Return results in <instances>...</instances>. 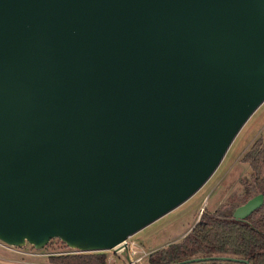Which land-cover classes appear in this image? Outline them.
Instances as JSON below:
<instances>
[{
    "label": "water",
    "instance_id": "95a60500",
    "mask_svg": "<svg viewBox=\"0 0 264 264\" xmlns=\"http://www.w3.org/2000/svg\"><path fill=\"white\" fill-rule=\"evenodd\" d=\"M263 101L264 0H0V241L126 250Z\"/></svg>",
    "mask_w": 264,
    "mask_h": 264
},
{
    "label": "rangeland",
    "instance_id": "374dc122",
    "mask_svg": "<svg viewBox=\"0 0 264 264\" xmlns=\"http://www.w3.org/2000/svg\"><path fill=\"white\" fill-rule=\"evenodd\" d=\"M264 138V101L241 127L220 164L209 179L180 205L146 225L127 238L138 250L133 259L136 264H148L151 252L170 243L180 241L204 212L231 213L245 202L244 187L251 181V169L243 156L252 143ZM59 238H51L42 248L32 244L11 246L0 241V264H51L49 257L70 251ZM107 264H127V253L122 249L104 251Z\"/></svg>",
    "mask_w": 264,
    "mask_h": 264
},
{
    "label": "trees",
    "instance_id": "16d2710c",
    "mask_svg": "<svg viewBox=\"0 0 264 264\" xmlns=\"http://www.w3.org/2000/svg\"><path fill=\"white\" fill-rule=\"evenodd\" d=\"M251 169V181L244 187V199L264 195V138L255 140L243 156ZM226 255L248 263L211 259L188 264H264V203L244 220L231 213L204 212L178 242L151 252L148 264H171L199 256ZM52 264H107L104 251L76 252L49 257Z\"/></svg>",
    "mask_w": 264,
    "mask_h": 264
},
{
    "label": "built area",
    "instance_id": "2783aa9c",
    "mask_svg": "<svg viewBox=\"0 0 264 264\" xmlns=\"http://www.w3.org/2000/svg\"><path fill=\"white\" fill-rule=\"evenodd\" d=\"M127 244V252L126 250L122 247L120 249L124 250L127 253L128 259H127V264H136V262H138L141 258H136L133 259V254H135V252L138 250L137 245H134L133 242H126ZM77 252V251H76Z\"/></svg>",
    "mask_w": 264,
    "mask_h": 264
},
{
    "label": "crops",
    "instance_id": "0c3cea01",
    "mask_svg": "<svg viewBox=\"0 0 264 264\" xmlns=\"http://www.w3.org/2000/svg\"><path fill=\"white\" fill-rule=\"evenodd\" d=\"M52 264V263H51Z\"/></svg>",
    "mask_w": 264,
    "mask_h": 264
}]
</instances>
